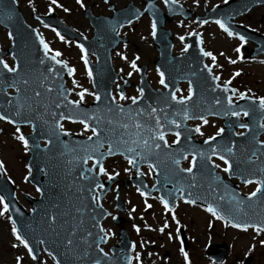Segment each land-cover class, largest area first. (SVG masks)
<instances>
[{"label":"snow or ice","instance_id":"6c2138e0","mask_svg":"<svg viewBox=\"0 0 264 264\" xmlns=\"http://www.w3.org/2000/svg\"><path fill=\"white\" fill-rule=\"evenodd\" d=\"M10 4L15 5L17 0H9ZM76 4L80 8H84L82 0H75ZM177 0H163V3L167 6L176 3ZM225 3L228 0H224ZM260 3H264V0H258ZM5 0H0V7H3ZM31 3V0H29ZM105 4L109 3V0H104ZM51 5H55L57 8L63 7L57 0H50ZM217 7L213 5V8ZM113 12L116 10L111 9ZM147 11L154 12V6L151 4V0H148ZM53 8L50 6L48 8V13H51ZM63 11L68 12V8H63ZM138 15V12L133 11L131 16L134 18ZM7 19H11V13L6 16ZM133 20L124 17L123 20L120 19V13H117L113 20L108 21L110 25V30L119 35V28H123L126 24H132ZM207 23L205 20H201L200 24ZM214 23L229 37L234 35L240 41V45L237 46L234 51L238 54L236 59H228V62L235 64L242 57L239 55L241 52V46L245 44V36L242 34H234L230 30L227 18L225 19H215ZM45 27H49L47 24ZM151 35L155 38L157 32V22L155 19L151 22ZM32 29V32H35ZM52 31L60 40H64V36L57 31L56 28H52ZM191 35V33H190ZM9 40H14L12 33H8ZM179 39L183 42L184 37L181 36ZM36 40L39 42L40 48L44 53V57L52 61L56 65H60L63 71H66L69 76L74 72V69L68 67L66 62L62 59H58L62 54L59 51L53 52L48 44L45 42L44 38L39 34L36 35ZM197 45L200 43V37L196 36ZM66 42V41H65ZM76 47L79 49L81 55L80 59L84 62L85 70L87 71L88 77L91 79L93 73L88 68V61L85 55V48L77 43ZM189 48L188 44H184L181 49L182 53L186 52ZM201 55L204 57H210L212 62L215 63L216 56L211 52L200 49ZM51 53V55H49ZM121 59H126L123 55L119 54ZM223 55V53H221ZM14 60L17 61L13 66H9L3 59H0V96H3L7 101L6 105L0 102V121H4L15 127V139L21 144L24 152H29L33 148L40 149V145L37 143L30 144L29 139L26 138L19 127L20 123L32 125L33 128L36 126L37 121H42L43 124L48 126L47 134L43 141V149L41 151L48 155L49 163L42 167L40 170L47 174L49 168L55 170L58 166H68V174H70L73 168H78V179L77 184L79 188L78 193L81 195L78 198L83 201L85 199L84 193L88 196H92V204L99 207L100 196L96 193V189H102L104 186L96 182V176L104 175L108 179H112V175L106 172L102 161L106 156H115L119 154L124 157L127 164L136 169L138 175H140L139 165L141 163H146L147 167L151 172H157L161 164L165 160L170 161L173 168L165 172V183H171L173 185L170 190H163L164 195L158 197L160 204L163 206V210L167 213L173 212V206L171 205V199L178 196L180 199L184 200L186 204L194 205L198 200L201 199L198 192L195 190L203 189L205 186L209 189L205 199L211 197L213 201H217L216 205L212 202L207 203L204 211L210 213L216 220H223L225 222V227L231 226L234 229H240L247 231L251 228L256 234L264 232V142L256 139V132L253 131L252 140L248 145H241L237 151L231 145L216 144V138L221 136L224 129H217L215 135L207 137L204 140V145H207V149L195 150L193 149L191 153L187 149L183 152L178 150H172L171 145L165 139V132L162 130L166 125H171L175 129H179L181 124L175 119H169L167 114L163 120H161L157 113L163 111V109L149 106L150 111L140 109H125L124 107L116 104L115 99L110 100L108 105L105 107L107 113H114L120 117V119H112L108 117L106 120L108 128H105V120L101 118V114L87 112H80L78 105L83 101L85 94L93 96L95 101H101L103 98L99 92H88L87 89H82L78 91L76 95L80 100H70L65 94L66 90L63 85L58 83V77L60 75L59 71H54L51 66H46V73L41 72L38 78L33 77V69L29 67H24L21 70L22 65L20 58L13 56ZM45 58L39 60L40 65H45ZM138 59V57L136 58ZM130 66L137 72L140 69L136 66L135 62H132ZM208 70V76L211 78L215 87H211L212 92H216L217 89H221L223 93L227 94L231 92L236 95L237 99L247 100L250 103L247 107H241L237 105L233 107V95H225L222 99L217 97L213 98L211 104L220 105L219 110H213L210 115H220L232 116L239 118L241 116L249 117L254 113H259V119L264 120V96H248L245 92L237 93L235 88H230L229 85L231 80H224L223 85L216 84L215 82L220 79L218 75H212L210 66L205 65ZM157 75L159 77V84L164 87V89H169V84L166 82L165 73L161 71L159 67L156 69ZM8 73H11V78L8 77ZM131 72L128 73L131 76ZM192 75H195L193 73ZM239 72H233L232 76L236 77ZM56 86H52L53 84ZM73 86H76V82L73 81ZM119 88V86H117ZM12 88L15 92L14 95L8 96L6 89ZM140 95L136 97H125L123 92H118V98L120 100L130 99L132 104L135 105L140 96L143 95V89L137 90ZM179 89L172 90L168 93L170 95L171 102L175 105H180V111H173L171 115L173 117L181 115L182 119L187 120L189 118L199 119L202 123L206 124L207 120L203 114L197 115L195 111H190L186 102L191 101L194 96V84L189 81L187 95L177 97L176 92ZM55 93V95H53ZM111 96V92L107 94ZM226 101V104L224 103ZM70 105L72 108L68 111L63 110V106ZM168 106V101H165V107ZM38 109H43V112ZM54 109H61L57 112ZM50 116L52 119L49 121L46 117ZM149 116L154 123L150 124L140 119V117ZM128 122H121L125 120ZM68 120L73 123H80L84 130L91 131V135L87 137V143H79L69 147L68 142L61 140V136H68L69 133L64 130L61 121ZM95 121V126H90L89 121ZM114 126V127H113ZM235 127L244 129V132L233 133V135H239L243 137L245 132H249L250 129H259L264 131V123H257L253 120V124L239 123L237 122ZM123 129L122 132L116 134V129ZM194 131L199 132L200 129L197 127ZM173 135L175 139L172 144L176 145L181 142L180 131H174ZM107 144V148H105ZM71 153L69 159H63L68 157ZM211 153V155H209ZM191 155L189 160V166L186 168L180 167L181 159H186ZM239 156V158H238ZM155 157V159H152ZM215 157L217 160L222 161L224 167L220 169L223 173L229 176L236 175L241 178L244 185L253 184L254 189L250 191L246 197L239 198L238 193H228L227 185L221 181V178L216 174L215 169L220 166L215 164L212 160ZM55 161V162H53ZM89 161H91V167H87ZM203 162V167L200 169V173H197L195 169L198 165ZM27 168L28 165H25ZM167 167V166H166ZM5 165L0 163V171H3ZM94 169H98V172H94ZM127 171V169H125ZM204 177L201 180L198 177ZM27 179V177H25ZM86 182L87 187H85ZM215 184V186H214ZM55 187V184H53ZM146 187V186H145ZM153 189L156 190V185L154 184ZM37 192H42V189L37 187ZM141 197H145L146 193L137 188ZM185 193H187V199H185ZM5 196L0 195V216H5L9 212L10 205L5 202ZM255 201V205H253ZM151 205L145 204V208H149ZM60 205L53 202L50 208L47 209L43 216L41 217L39 223L33 227L26 225L29 232L31 233L32 239L29 235L22 233L18 229L17 224L13 221L11 215H7V220L11 223V235L17 243L11 245L12 248H16L18 245L22 246L27 250V255L34 261L37 260V256L34 254L35 249L31 247V244L35 241L36 233H45L48 237L52 238V243L57 245L61 251L60 256L65 257V261H57V264H121L124 261L125 264H141V257L139 253H136L133 257L132 255L125 254L120 260L114 261L108 253L104 252L101 244L107 239V235L97 236L90 241V237H93V233L87 231L83 227L84 220L80 219L79 222L76 220L75 215H71L68 211H59ZM245 209H250L246 211ZM15 210V209H13ZM31 212L35 213V209H30ZM74 211L78 214L83 213L81 207H75ZM253 216H259V219L253 220ZM70 217V219H69ZM95 222V226L99 228V217H92ZM115 219V217H113ZM172 220L176 221L177 229H179V222L176 220V216L172 215ZM147 227V226H146ZM168 227V222L165 221L163 226L158 230L163 232ZM133 228L138 232L139 228L133 225ZM100 232H104L103 228H100ZM169 240L172 239L171 234H169ZM179 239V234L176 237ZM39 244L48 246L47 239H39ZM261 245L264 246V240L260 241ZM141 247L144 245L141 244ZM135 245H132L134 248ZM249 252L252 251V247H249ZM180 253L183 256L184 264H189L188 254L184 251V248H180ZM49 256H52L53 260H57L56 256L52 255V252H48ZM15 264H22V258L17 255L15 257Z\"/></svg>","mask_w":264,"mask_h":264},{"label":"rangeland","instance_id":"374dc122","mask_svg":"<svg viewBox=\"0 0 264 264\" xmlns=\"http://www.w3.org/2000/svg\"><path fill=\"white\" fill-rule=\"evenodd\" d=\"M129 1L142 7L141 0H111L115 7H121ZM179 1L188 7L200 11L202 7H211L214 4L222 3L224 0ZM57 2L63 7L57 8L55 5H51L50 0H31V3H29V0H18L27 22L38 29L40 35L44 38L53 52L59 51L62 54L58 58L64 60L74 69L73 75L68 83L72 89V97L76 100H80L76 95L78 91L87 89L88 92H92V90L90 88L89 77L83 68V61L80 59L81 53L79 49L76 47L75 43L67 37H64L63 41L60 40L52 31L51 27H45L31 17L33 10L39 13H46L51 6L55 13L67 25L78 30L86 37L90 36L91 27L82 14V8L76 4L75 0H57ZM82 3L85 7L90 5L93 14H110L107 5L102 0H82ZM63 8H68L69 11L65 12ZM181 12L189 14V11L186 9L181 10ZM201 13L202 12H199L198 14ZM263 16L264 5H260L252 9L246 16H240L235 21L264 34V20L261 21ZM150 25V19L145 16L123 27L120 34L126 37V41L117 46V49L112 55V62L119 73L128 74L131 72L132 82H135L136 77L134 69L130 64L135 62L146 65V73L149 81L154 87H159V77L153 67V62L156 59L154 57L156 51L151 45ZM166 27L173 33L175 45L174 52H180L185 44L179 37L185 36L189 32L197 31L201 35L202 45L205 50L216 56L215 63L212 62L210 57H208L207 62L213 66V70L216 75L220 77L219 80L221 82L230 79L231 84L238 86L244 84L251 88L254 93L259 94L256 96H264V54L254 58L248 57L247 53L253 46L252 43L247 42L245 49L241 46L239 55L242 58L235 64H231L228 62V59H236L238 54L234 49L240 45V41L236 35L229 37L214 22L200 24L192 18L180 20L176 17L169 22ZM8 45L9 39L7 38L6 31L0 28V46L6 48ZM118 53L126 57V59H121ZM221 53H223V55H221ZM137 57L138 59H136ZM6 63L11 65L9 59H6ZM233 72H239V75L233 77ZM72 80L78 83L77 87L72 85ZM247 92L253 94L251 90H247ZM185 93H187V87L182 86L178 94L184 95ZM135 94H137L136 90L130 87L126 89L124 96L131 97ZM91 99V95L85 94L82 102L87 103ZM126 100L128 99L122 101ZM197 126L200 129L199 137L204 139L216 133L217 129L220 127V120L210 118L207 120L206 124L197 122ZM64 128L75 133H88L79 125L65 124ZM15 135V129L12 127H5L4 131L1 133L0 163L5 165L3 171L17 188L18 201L27 208L28 204L24 200L23 195H34L35 190L25 181L24 164L21 158L25 159L26 155H24L25 152L21 144L15 139ZM122 161L123 160L117 158L107 162L105 165L106 172L109 174H117L120 177H128L130 174L129 165ZM215 163L220 166L218 170L221 171L220 169L223 168V164L220 161H215ZM125 169H127V171H125ZM147 170L149 169H144V173L149 176ZM147 178L149 179V177ZM241 189L243 192L249 193L254 189V185L241 186ZM122 198L126 201L130 213L129 217L127 214H124L125 218H129L127 219L126 227L129 230L130 236L137 241L139 246L143 244V248L148 249V251L144 253V255L148 257V261H142V264H149L150 261L154 260L155 254L153 252L155 251L162 254L168 253L167 255L171 258L169 264H184L179 244L177 243L176 245L175 238L169 240V236L165 235L171 234L172 237H177L181 229H183L188 236L189 243L187 253L190 258V264H214L206 257L204 252L207 245L211 243H224L227 247L226 257L221 264H264V246L260 243V241L264 240L263 233L257 235L252 229L244 231L234 229L231 226L225 227V222L223 220H216L210 213L195 209L188 205L179 204L173 209L172 213H167L163 210V207L155 196L148 198L151 207L149 208V212L146 213V202L140 197V194L133 189L123 191ZM104 203L112 208V199L110 197H107ZM173 214L179 222V229H177L176 221L172 220ZM165 221L168 222V227L163 232H160L158 229L163 226ZM104 225L110 226L111 232L115 234V225L110 220L106 221ZM133 225L140 229L139 232L134 231ZM142 226L145 228L142 229ZM11 237V224L7 220V215L0 216V264H15V257L17 255L22 258V264H33L32 259L27 255L26 249L19 245L16 248L11 247L13 243H17L15 239ZM150 243L154 245L153 251L149 248ZM249 247H252L251 252L248 251ZM139 250L140 252L142 251L141 248H139ZM39 260V264H54L53 260L45 255H40ZM155 262H158V259L155 258Z\"/></svg>","mask_w":264,"mask_h":264},{"label":"water","instance_id":"95a60500","mask_svg":"<svg viewBox=\"0 0 264 264\" xmlns=\"http://www.w3.org/2000/svg\"><path fill=\"white\" fill-rule=\"evenodd\" d=\"M259 3L258 0H233L227 5L221 6L218 9L213 10V18L214 19H225L227 18V21L230 17H234L244 11H247L252 5ZM112 7V6H111ZM219 11V12H218ZM120 13V19L123 20L124 17L133 18L131 14L116 11V13ZM11 13V19H7L6 16ZM99 26L97 28L98 34L100 35V41H98L96 38H93L89 41V48L97 56L98 62L96 65H90V70L93 73V80L96 85L97 92L101 95L103 98L101 101H96L90 106H83L82 104L78 105L80 112H87L88 114L97 113L101 114V118L105 120V124L103 125L105 128H108L109 125H107L106 120L108 117H111L112 119H120V117L114 113H107L105 111L106 105H108V102L111 100V97L107 94L110 92V85L115 80V76L112 74L109 66V59H108V51L110 48L114 46V44L117 42L116 40V34H114L111 30L108 31V27L110 26L108 23V19H103L99 21ZM0 24H2L4 27H7L9 29V33H12L14 36L13 47L10 48V51L12 52V56H17L20 58L22 68L29 67L32 68L33 71V77L38 78L41 72L46 73V66H51L54 68V71H59L60 75L58 77V83L60 85H63L64 87V81H63V73L65 71L62 70L60 65L54 64L52 61L46 59L44 57V53L40 48L39 42L36 40V31L32 32V27L28 26L24 22V18L22 17L18 7L15 5L10 4L9 0H5V3L3 7H0ZM105 26V27H104ZM230 28V27H229ZM231 29V28H230ZM107 39V40H105ZM105 42H107L105 45ZM112 40V41H110ZM109 41V42H108ZM3 54V52L0 53V57ZM188 55V54H186ZM202 55L196 56L194 58L190 56H186L184 58L177 57V58H168L164 60L165 65L161 67V71L165 73V79L166 82L169 84L172 82L171 89L165 93V94H158V95H152V94H144L139 100H137V103L135 105H128L124 108L127 110L129 108L133 109H140L141 111L148 110L150 111L149 106L157 107L160 109H163V111H160L157 113V116L163 120L165 117V114H167L169 119H175L181 123H183L184 119H182L181 115H177L173 117L171 113L173 111H178V108H180V105H175L174 102H171L170 95L168 93L172 90L176 89V84L178 80H188L192 81L194 84V96L192 98V102H199L201 100H204V107L197 110L196 114H203L204 116L209 114L213 109L209 107H215L216 105L211 104V101L213 98H223L225 95H230V93H223L222 89H217L216 92H212L210 89L211 87H215L211 78L208 76V70L204 68L202 61H203ZM41 58H45V65H40L39 60ZM17 62V61H16ZM167 63L170 64V71L174 75V80L170 78V73L166 67ZM195 73V75H192ZM9 78H11L12 74H7ZM52 86H56L54 83ZM65 89V88H64ZM66 90V89H65ZM65 94L68 96V90H66ZM55 95V93L53 94ZM9 96V95H8ZM168 101V106L165 107V101ZM0 102L4 103L6 105L7 101L4 99L3 96H0ZM226 103V101H224ZM66 105V102H65ZM123 107V106H122ZM72 108L70 105L63 106L64 111H68ZM39 111L43 112V109H38ZM55 111L59 112L61 109H54ZM49 121H51V117H46ZM141 120L148 122L150 124L154 123V121L149 116H143L140 117ZM248 124L252 125L253 120L255 119L258 123L259 115H253L252 118L249 116L247 117ZM121 122H128L125 120H121ZM90 126H95V121H89ZM234 122H228L226 123V129L223 131L221 136L216 138V144H225V145H231L236 149L239 150V147L241 146L239 143L234 141L235 138L232 135L231 129ZM33 127V126H32ZM114 127V126H113ZM173 126L166 125L164 129H162L164 132H170L173 131ZM34 129V134L30 137H28L30 144L37 143V140L40 138H45L47 134L48 126L43 124L42 121H37L36 126ZM123 129H116V134L118 135L119 132H122ZM253 131L256 132L257 135L261 132L258 128L257 129H250L249 132L245 133L243 137L246 141V145L250 144L252 140V134ZM61 140H64L68 142L69 147H72L73 145L79 144L81 142L87 143V139H82L78 136H61ZM187 146L185 144L183 146H180L179 144L171 146L172 150H178L180 152H183L185 149L191 153L193 149L200 150L203 149V145H198L193 142H189L186 139ZM32 158L35 162V164H38L43 161L44 167L46 164L49 163L48 161V155L45 152L41 151V149L33 148L31 150ZM211 155V153H209ZM71 156V153L68 157H64L63 159H69ZM239 158V156H238ZM152 159H155L153 157ZM182 160V159H181ZM55 162V161H53ZM167 166V167H166ZM203 167V162H201L200 165L195 169L197 173H200V169ZM173 168L170 161L165 160L163 164H161L160 168L156 172L155 177L157 180L159 179L161 183H159L160 189H162L163 184H165V172L168 171L170 174V170ZM78 168H73L72 172L68 174V166H58L55 170L49 168L47 170V174H44V181H39V177L35 176L34 182L37 184L38 187L42 189V192H45V196L49 197L45 198V200H48L46 203L43 201L39 204H36V212L32 214L33 217H42L43 213L50 208L51 203L55 202L60 205L59 211H68L71 215L76 216L77 222H79L80 219L84 220L83 227L87 229V231L93 233V237H90L91 239L101 236L100 232V226L99 228L95 226V222L92 219V217H99V225L101 219L105 215V211H103L100 206L97 207L94 204H92V198L88 196L86 193L85 199L81 201L78 196L81 195V193H78L77 189L79 188V184H77L78 179ZM236 176V175H232ZM237 177V176H236ZM198 179H205L204 177H198ZM241 181L242 179L239 178ZM96 182L101 184V182L98 179V176H96ZM85 187H87L86 182ZM163 183V184H162ZM227 185V192L228 193H238L239 198H244L238 190L234 186L230 185L227 182H223ZM53 184H55V187H53ZM171 184V183H170ZM172 185V184H171ZM215 186V184H214ZM173 187V185H172ZM199 193L201 199L197 201V203H201L207 206V203L212 202L214 206L216 205L217 201H213L211 197H208L205 199V196L209 189L207 186H205L202 190L197 189L195 190ZM101 193H104V189H102ZM185 199H187V193H185ZM253 205H255V201L252 202ZM81 207L83 209L82 214H78L74 211L75 207ZM12 210L11 214L13 216V219L15 223L19 226V228H22V232L24 231V228L28 222L27 216L23 214L16 206L11 205ZM15 209V210H13ZM246 211H250V209H245ZM70 219V217H69ZM259 219V216H253V220ZM44 239L48 240L49 244L52 243V238L48 237L46 234L42 235ZM38 238V235L35 236V240ZM32 239V237H31ZM55 245V244H54ZM56 248L53 249L54 256L57 257V261H65V257L60 256L59 252L61 249L55 245ZM223 252L219 256L218 259H221L225 255V247H223ZM122 257V256H121ZM117 252L114 253V256H112L113 260H120L121 258ZM121 264H125L124 261H121Z\"/></svg>","mask_w":264,"mask_h":264}]
</instances>
